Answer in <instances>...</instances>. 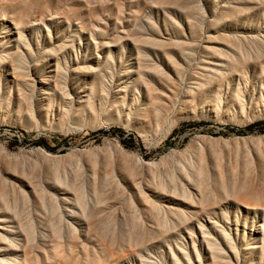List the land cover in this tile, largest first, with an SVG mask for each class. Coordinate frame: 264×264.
<instances>
[{"label":"rangeland","instance_id":"1","mask_svg":"<svg viewBox=\"0 0 264 264\" xmlns=\"http://www.w3.org/2000/svg\"><path fill=\"white\" fill-rule=\"evenodd\" d=\"M246 1L0 0V54L6 45L1 39L12 38L13 45L16 25L22 18L35 20L40 31L25 33L33 50L39 45L47 49L63 45L70 62L86 63L91 59L94 67L100 64L108 75L107 84H113L112 90L106 92L109 96H102L100 89L93 96L81 87L71 88L66 95L48 91L53 93L50 101L38 108L32 104L31 91L25 92V97L12 78L3 76L0 192L12 196L14 188L23 186L30 205L20 203L17 208H6L0 199V219L4 221L0 225L7 228L3 240L0 238L1 258L11 263L14 255L18 263H23V248L12 246L9 241L15 237L21 242L23 229L30 220L36 222L39 232L40 218L47 224L51 220V213L40 205L39 193L43 191L56 200L65 193L74 201L73 188L65 186L77 183L90 202L96 186L107 192V205L97 207L91 202L88 206L89 217L97 226L90 232L88 223L84 224L79 215L74 238H59L46 228L49 236H37V244L31 251L34 264H65L71 253L85 264L83 249L98 250L97 237L104 236H118L116 241L108 237L106 242L113 243L122 254V264H141L139 251L125 242L128 237L121 236L136 238L146 231L142 219L134 217L136 210L147 212L144 195L162 198L170 195L178 202L186 201L173 195L184 187H190L193 194L192 201L186 202L203 212L199 222L211 233L214 231L212 234L217 231L219 234L220 227L225 228L240 249L250 239H260L264 212L247 209L248 202L264 204L259 197V192L264 191V72L261 67L254 69L255 44L250 43L246 49L251 62L241 77L230 70L197 84L193 77L201 59L209 57L210 62L225 59L219 53L208 54L206 46L237 51L239 45L247 44L242 40V36L250 34L246 29L251 34L264 31V0H255L250 6L246 29L240 23L234 26L236 10ZM210 34L216 40L214 45H207ZM160 40L166 42L163 48L155 45ZM177 43L192 49L194 57L190 63H180L185 69L180 79L168 83L160 71L151 69L154 83L150 82L148 88L140 84L139 90L130 88L125 104L116 99L114 92L119 79L127 68L136 65L138 50L149 51L156 60L155 51L179 52ZM89 45L91 57L85 59ZM159 66L167 68L165 64ZM170 74L174 77L173 72ZM223 178L226 183L235 178L240 182L247 179L256 191L253 188L235 197L216 195L217 183ZM200 183L211 190L203 204ZM206 211L216 212L217 225L210 223ZM104 222L114 223L116 230L112 227L106 231ZM187 227L192 229V236L186 228L175 231L170 227L167 239L147 246L150 261L161 259L163 264H173V254L185 261L184 247L197 261L193 241L204 249L203 253L208 246L196 220H191ZM141 254L145 255L144 251Z\"/></svg>","mask_w":264,"mask_h":264},{"label":"bare ground","instance_id":"2","mask_svg":"<svg viewBox=\"0 0 264 264\" xmlns=\"http://www.w3.org/2000/svg\"><path fill=\"white\" fill-rule=\"evenodd\" d=\"M253 2H255V0H248L243 4V6L237 8V10L235 9L237 13V17L234 18V20H236V24H234L235 27H238L240 23L242 28L246 29L244 24L246 23L245 21L250 12V6L253 4ZM187 3L190 2L188 1ZM235 5L236 4L232 6ZM233 10L234 9L232 8V11ZM228 16L231 18L230 15ZM37 30L39 32L40 28H38V23H35V20H26L22 18L16 25L15 35H17V38L13 40V45L11 44L12 38H10V40H6L5 37L1 39V41H3L6 45L3 46V53L0 54V82L3 76L4 78H12V82L16 84L19 90H22L25 97H27L25 92L31 91L33 93L32 104L38 108L45 107L50 101V98L52 97L51 95L53 93H49L48 91H55V93L66 95L71 88H76V90H78L81 87V89L83 88L84 91L88 90L91 95L93 94V96L99 89L103 91L102 96H109V93L106 92L112 90L113 84H107L106 79L108 75L106 73L104 74L102 69H100V64L97 63L96 67L93 66L91 59H89L91 57L90 45L88 46L84 56L85 59H89L88 62L80 63L79 60H72V62H70V58L65 56V47L63 45H55L50 49L39 45L36 51L33 50L32 44L28 41L25 33L26 31H32V33H34ZM246 32L250 34L242 36V40H244L247 44L239 45L237 51L231 48L228 49V51H223L217 46H206L205 51H207L208 54L210 52L219 53L220 56H225V59L215 60V62H210L211 58L209 57L207 59H201L195 69L193 76L195 84L200 83L202 80H211L221 75H225V72L229 70L233 73V75L241 77V73L244 72V69H248L251 62L249 53L246 50L250 43L255 44L254 69H257L256 67H261L262 71L264 72V31L251 34L252 32L250 29H246ZM4 34H6V32ZM207 37V45H214V43H216V40L212 38L211 34ZM227 42L229 41L227 40ZM165 43L166 42H164V40H160L157 41V44L155 45L159 48H163V44ZM177 45L179 48V52L177 53L164 51L162 52V56L161 53L155 51L154 56L156 57V60L152 58L149 51L138 50V60L136 65H132L131 67L127 68V72L122 74L121 78L119 79L120 84L115 88L114 92L116 99H119L123 104H125L127 100V92L130 88L139 90L140 84H142L145 88H148L147 85L150 82L154 83V81H151L152 78L150 77L151 69L160 71L161 73L159 74L162 78H166L165 81L168 83L173 82V80L180 79L185 71V69L181 67L180 63H190L194 57L192 54V49L183 47V45H180V43H177ZM112 59L114 62L115 59ZM166 61L169 64L166 65ZM160 64H165V67L167 66L166 70L160 69ZM170 64L172 67H170ZM241 67L243 68L241 69ZM88 72L91 73L87 74ZM172 72L176 78L170 74ZM42 73L44 74L42 75ZM132 75H136L135 79L129 78ZM36 96L39 97L36 98ZM198 186L199 190L204 194V197L201 198V204H203V201L207 200V197L205 196L209 195V193L211 194V190L210 187L205 186L203 183H200ZM65 187L73 188L75 193L74 201H72L65 193L62 194V198L56 200L54 198H48L46 193L42 191L38 196L39 202L43 209L51 213V220H49V222L47 221V224L45 219L40 218L41 220L38 222V226L42 227L40 232L37 228L36 222L30 220L27 225L28 227L23 229L24 236L21 242L15 237L9 241L12 246L15 245L23 248L24 251H22L24 252V262L18 263L17 256L12 255V259L10 260L11 263H8L7 258L0 257V264H34V258L31 251L37 244V236H49L47 233L48 231L46 230L47 228L49 230L51 229L53 231V235L57 237L59 236V238H61V236H69L70 238H74V236H77L76 228L77 218H79V215L81 216V220H83L84 224L88 223L87 230L90 232L97 226L96 223L92 222L90 219L91 217H89L88 206L91 205V202L97 207L107 205V192H103L96 186L94 190V198L90 202V200L86 199L83 195L84 192L82 189H80L78 183L72 187H70L69 184H66ZM253 188V192H255V186L253 187V185H251L247 179L244 182H240V180L235 178L232 182L226 183L223 178L219 183H217L214 192L216 195L220 196H222V193H225L227 195L232 194L229 196L235 197L242 194L244 191H252ZM259 193V197L263 198L264 200V196H262L264 191H260ZM173 195L184 198L186 201L190 199L192 201L193 197L190 187H184V189H182V191L180 190V192L174 191ZM144 196L147 206L145 209L147 212H138V210H136V215H134V217L135 219L136 217L139 218V220L142 219V227H145L146 231L142 234V236L138 235L136 238L133 236H121L122 238L128 237V240H123L130 245L129 247H133L139 251L141 264H163L164 261L161 259L150 261L148 254H146V251H148L147 246H150L152 243L167 239V233L170 232V227L174 228V230L175 228L176 230H178V228H186L188 229L190 236H192V229L190 230L187 227L191 220H196L200 224V227L203 230V242L207 243L208 249L205 251V253H203L204 249L199 248L196 244L197 242L193 241V250L196 253L197 261L192 259L188 249L184 247L185 254L183 255L185 256V261H181L179 256L173 254L175 261L173 264H264V226L262 227L263 232L261 233L262 236L260 239H250V243L245 244V247L240 249L231 237V234L225 228L219 226V234L218 231L217 233L212 234L214 231L211 233V230L204 228V224L199 222V219L201 220L200 216L203 212L201 210L198 211L194 204H189L186 201L178 202L177 199H174V197L170 195H166L163 198L159 197L158 195L151 197L150 195L146 194ZM0 199L3 201L6 208H17L20 203H23V205L26 207L30 205V198L28 197L27 191L25 188H23V186L20 188H14L12 196H8V193L1 191ZM257 200L260 201L259 199ZM212 201L210 200V202ZM211 204H213V202ZM260 204L252 205L248 202L247 209L254 210L255 212H264V204ZM210 209L212 210L213 208L210 207ZM15 214L18 213L15 212ZM206 214L207 219L211 221L210 223L215 225L218 224L217 221H215L217 217L216 212L211 213L206 211ZM0 222H4L3 219H0ZM104 225L108 227L106 231H111L112 227L116 230V226L114 223L112 224V222H104ZM43 226H45V228H43ZM6 229V225H0V238H2V240L4 238L3 236L5 235L4 233H6ZM127 231L129 233L130 231L132 232V230ZM220 233L223 238H220ZM216 236H219V238H216ZM108 237L111 236L97 237L99 239L98 243L100 244V248L98 250L93 249V251H91L88 248L83 249L85 253L84 255H86L84 259L86 262L85 264H122V254L117 251V248L115 249L113 243L106 242ZM117 237L118 236H112V241H116ZM142 250L144 251L145 255L141 254L143 252ZM70 255V260H67L65 264H84L82 263L83 261L75 257L74 254L71 253ZM36 259L38 260V258Z\"/></svg>","mask_w":264,"mask_h":264}]
</instances>
